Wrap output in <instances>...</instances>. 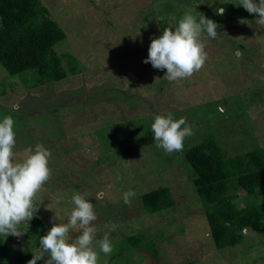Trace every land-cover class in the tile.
Returning a JSON list of instances; mask_svg holds the SVG:
<instances>
[{
    "label": "rangeland",
    "instance_id": "374dc122",
    "mask_svg": "<svg viewBox=\"0 0 264 264\" xmlns=\"http://www.w3.org/2000/svg\"><path fill=\"white\" fill-rule=\"evenodd\" d=\"M41 2L66 34L54 50L78 66L31 87L0 64V236L11 256L264 264L253 228L235 247L214 246L184 157L210 137L241 171L253 165L245 154L264 150V0ZM161 186L175 203L150 213L141 195ZM43 228L51 249L34 245ZM132 235L156 253L130 246Z\"/></svg>",
    "mask_w": 264,
    "mask_h": 264
},
{
    "label": "trees",
    "instance_id": "16d2710c",
    "mask_svg": "<svg viewBox=\"0 0 264 264\" xmlns=\"http://www.w3.org/2000/svg\"><path fill=\"white\" fill-rule=\"evenodd\" d=\"M66 37L62 27L50 17L41 0H0V64L7 74L20 78L26 85L42 86L76 73V58L70 53H56L54 45ZM62 59L67 61L65 68ZM182 148V147H181ZM183 149V148H182ZM253 160L251 168H235L213 138L208 137L184 151V157L197 175L196 193L202 205L210 236L216 248L235 247L243 240V230L253 228L264 233V150L245 154ZM262 160V163L260 161ZM245 200L239 199V196ZM143 207L154 213L174 205L170 189L161 186L141 195ZM240 201L243 202L239 206ZM41 220L32 218L26 231L37 227ZM35 246L57 245L52 235L39 229ZM133 248L155 254L152 241L141 235L129 237ZM29 249L11 256L8 245L0 236V264H31Z\"/></svg>",
    "mask_w": 264,
    "mask_h": 264
}]
</instances>
